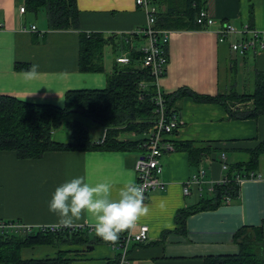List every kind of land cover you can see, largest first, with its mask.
<instances>
[{
    "label": "crops",
    "instance_id": "1",
    "mask_svg": "<svg viewBox=\"0 0 264 264\" xmlns=\"http://www.w3.org/2000/svg\"><path fill=\"white\" fill-rule=\"evenodd\" d=\"M203 1V10L214 24L206 29H166L171 32L166 47L168 62L157 89L165 95L188 89L214 97L234 86L239 93H246L245 78L252 79L253 85L255 72H264V50L248 51L240 57L230 48V43L240 37L232 36L226 43H219L216 32L228 24L237 30L248 28L264 35V0ZM76 4L78 28L54 31L48 25L45 9H27L24 0H0V96L61 108L67 91L105 88L107 76L117 66L116 58L128 55L110 41L102 50L104 71L81 73L79 33H101L107 38L115 35L117 42L142 29L146 15L135 0H76ZM157 5L159 11H165L166 6ZM21 7L23 13L19 11ZM32 64L39 65L42 75L37 81L27 82L22 73ZM177 108L181 125L165 140L173 144L195 142L218 150L202 158L196 168L189 165L185 152L162 155L163 189L148 195L144 203L149 206V213L130 229L134 235L141 226H147L148 241L130 243L129 264H204L207 257L237 255L239 246L234 235L240 229H261L264 237V173L259 170L261 178L239 183L236 200L190 215L184 232L175 231L176 212L210 199L213 186L226 176L223 164L230 167L242 162H230L227 156L246 154V149L264 140V116L231 120L222 106L198 104L189 97L179 100ZM140 155L90 150L53 152L37 160H20L13 152H0V220L24 223L32 230L56 225L58 216L49 211V202L58 186L76 177H85L92 184L111 181V197L117 199L125 184L135 182L134 168ZM198 171L204 173L201 182L189 186V195H183L186 182ZM93 224V218L85 212L74 226L65 228L89 229L94 228ZM28 249L33 251L30 255L25 252ZM58 249L76 251L69 254L75 258L73 264H104L115 255L109 243L88 248L34 246L22 249L20 255L25 260L53 258ZM259 251L264 256V243Z\"/></svg>",
    "mask_w": 264,
    "mask_h": 264
},
{
    "label": "trees",
    "instance_id": "2",
    "mask_svg": "<svg viewBox=\"0 0 264 264\" xmlns=\"http://www.w3.org/2000/svg\"><path fill=\"white\" fill-rule=\"evenodd\" d=\"M24 3L25 8L32 11L45 9L48 25L54 31L78 28L79 11L76 0H24ZM158 3L166 6L164 12L158 10ZM155 4L158 11L155 20L157 28L203 29L196 24L203 9V0H156ZM78 38V66L81 73L104 71L102 50L110 41L115 48H120L128 55L130 62L119 67L115 63L117 66L107 76L105 88L102 90L67 91L64 93V104L61 108L0 96V152H13L20 160H37L53 152H143V145L148 141L149 133L154 129L157 120L153 98L158 91L149 70L140 66L142 53L136 47L145 38L128 34L118 37L116 42L115 35L107 38L101 33L83 32L79 33ZM132 43L134 45L131 47ZM141 83L144 88L139 87ZM183 97H189L198 104H218L224 108L231 120H255L264 116V72H255L253 91L250 93H239L231 86L225 94L214 97L201 96L188 89H180L170 95L163 94L166 112L178 113L177 103ZM75 114L82 115L100 127L104 131L103 136L96 142L91 141L84 124L71 120L66 121L65 125L70 141H55L52 138L53 133L61 127L65 118ZM124 135H133V138H123ZM171 144L174 145L173 151L185 152L189 165L195 168L202 158L218 150L195 142ZM245 152L247 160L227 166V182L214 185L210 199H202L196 205L176 212V232H184L183 228L190 215L215 210L236 200L239 196L237 177L246 180L251 173L259 175L257 171L264 156V140ZM125 234L126 231L121 232L119 239ZM234 241L239 246L237 255L207 257L204 264H264V256L259 251V246L264 243L261 229H240L235 233ZM99 243L113 242L103 240L86 228L61 227L52 233L39 228L24 233H0V264H73L75 258L69 256L73 251L67 249H58L53 258L39 260L22 259L20 252L34 246L59 248L63 244L88 248ZM104 264H118V255L115 253Z\"/></svg>",
    "mask_w": 264,
    "mask_h": 264
},
{
    "label": "built area",
    "instance_id": "3",
    "mask_svg": "<svg viewBox=\"0 0 264 264\" xmlns=\"http://www.w3.org/2000/svg\"><path fill=\"white\" fill-rule=\"evenodd\" d=\"M156 0H135L137 7L145 13L146 24L142 29H138L129 34V36L139 37L143 36L144 42L137 48L142 53L140 66L141 68L148 69L151 76H153L154 84L157 88V81L165 73L167 66V53L166 47L170 36V31L166 29H159L156 27L157 7ZM20 12H24V7L19 9ZM196 24L202 26L203 29L214 24V21L210 18L205 10H201ZM35 28L32 27V30ZM217 40L219 43L227 41L232 36H239L240 39L230 43L231 50L238 56H244L248 51L256 52L257 50H264V35L248 28L237 30L233 26L225 24L217 32ZM116 64L127 65L129 64L128 57H118L115 60ZM139 87L144 88L141 83ZM153 98L155 105V114L157 120L155 127L150 131L148 141L143 145L144 150L138 157L135 163V184L141 186L144 189V202L147 200L148 195L157 189H163V184L160 181V175L162 172V166L160 164V158L165 152H173L174 148L170 142L166 141V136L173 134L178 130L181 125L178 113H167L166 104L163 98V93L159 91ZM223 170H227V165L223 164ZM204 173L198 171L193 175L183 187V195H189V186L198 184L201 182V178ZM260 175L251 173L247 179H259ZM244 179L236 178V182L240 183ZM227 182L226 178H223L217 184H224ZM32 228L24 223L7 222L0 220V233L11 234L30 232ZM41 230H47L55 232L59 230V227H43ZM94 231V228H89L88 232ZM126 234L122 236L115 243H111V249L118 255V264H129V245L134 243L137 245L144 244L148 241V227L143 225L139 228L138 233L131 234L130 229L124 230Z\"/></svg>",
    "mask_w": 264,
    "mask_h": 264
},
{
    "label": "clouds",
    "instance_id": "4",
    "mask_svg": "<svg viewBox=\"0 0 264 264\" xmlns=\"http://www.w3.org/2000/svg\"><path fill=\"white\" fill-rule=\"evenodd\" d=\"M41 75L37 64L22 73L27 82L37 81ZM111 191L112 183L107 179L92 184L85 177H76L61 184L49 202V211L58 216V223L52 227H72L87 212L94 220L96 235L115 243L119 234L134 228L150 208L144 203V189L133 182L119 190L117 199H112Z\"/></svg>",
    "mask_w": 264,
    "mask_h": 264
},
{
    "label": "rangeland",
    "instance_id": "5",
    "mask_svg": "<svg viewBox=\"0 0 264 264\" xmlns=\"http://www.w3.org/2000/svg\"><path fill=\"white\" fill-rule=\"evenodd\" d=\"M246 93H250L253 91V85H252V79L247 77L245 78V83L243 84ZM71 120H76L80 121L81 123H84V126L88 129L89 132V138L91 141H98V139L102 136V129L89 121L87 118L83 117L82 115H71L67 118H65L62 122V125L60 128H58L52 135V138L56 141L64 142L67 143L70 141L69 138V132L66 128V121H71ZM141 136H139L140 138ZM123 138H133L131 135H124ZM228 160L230 162H237V161H246L247 160V155L243 153L239 154H231L227 156ZM259 171L264 173V156L261 158L260 161V166H259ZM63 245V244H62ZM101 248L105 249L104 246ZM27 255H30L33 251L32 249H28L25 251Z\"/></svg>",
    "mask_w": 264,
    "mask_h": 264
}]
</instances>
